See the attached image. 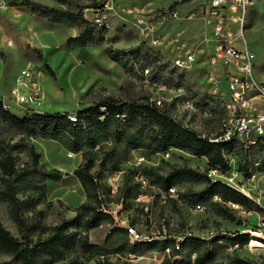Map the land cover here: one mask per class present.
<instances>
[{
	"label": "trees",
	"instance_id": "obj_1",
	"mask_svg": "<svg viewBox=\"0 0 264 264\" xmlns=\"http://www.w3.org/2000/svg\"><path fill=\"white\" fill-rule=\"evenodd\" d=\"M6 1L10 6H26L35 15L44 16L50 22L75 24L78 33L66 40L70 47L104 41L106 29L87 20L83 10L101 6L105 0H94L79 6L71 0H51L54 2L52 5L41 0ZM186 1H176L171 6ZM104 51L126 74L135 69L140 72L147 69L152 75L151 83L181 86V83L169 79L177 67L173 65L170 68L144 42L127 49L105 47ZM148 67L152 68L151 71ZM50 75L53 76L52 71ZM206 97L213 98V95H203L195 104L201 109L207 107L215 112L216 105L208 106ZM178 100V96L170 101L151 99L147 93H133L126 100L108 97L75 111L74 122L67 118L68 112L32 113L29 109L23 118H19L1 107L0 101V119L12 132L11 137L0 136V204L6 209V220L18 234H12L0 219V252L10 256L9 260L0 264H55L65 260L70 253L86 254V262L74 256L64 264H106L111 253L126 255L128 260L129 255H141L149 251L159 255L160 264H264L227 251L230 245L247 242L246 233L240 230L228 234L218 233L212 239H206L176 233L171 229L164 230L159 224L155 235L131 243L127 229L118 225L114 217L103 210L105 208L100 196L103 184L98 181L101 180L100 175H94L91 169L96 165V156L92 155V151L96 146L101 148L104 145L107 147L104 163L110 166V172L119 170L118 165L127 161L130 152L135 149L144 150L148 156L175 148L192 156L204 157L208 166L206 170L192 167L188 159L184 158L179 164L162 161L158 168L143 169V173L150 178L152 186L166 195L170 194L169 188L178 187L175 201L192 208L200 203H209L224 217L227 216V202L251 209L252 200L222 181H211L207 170L217 168L225 172L228 169L225 157L228 149L239 157L238 170L242 174L248 175L251 167L264 172V141L256 143L249 150H244L234 139L214 141L212 139L222 134V128L215 133L203 134L189 126L175 113ZM15 135L20 136L18 141H13ZM34 136L54 139L67 151L80 152L82 157V162L74 168L73 174L80 182L85 201L75 209L72 218L52 226L41 221L43 211L37 207L46 203L47 181H58L61 172L57 168H47L40 161V152L29 141ZM18 154L27 157L20 165L17 163ZM214 196L219 197L223 204L213 203ZM135 222L132 219L129 225ZM103 224L110 226L104 245L91 243L88 231Z\"/></svg>",
	"mask_w": 264,
	"mask_h": 264
},
{
	"label": "rangeland",
	"instance_id": "obj_2",
	"mask_svg": "<svg viewBox=\"0 0 264 264\" xmlns=\"http://www.w3.org/2000/svg\"><path fill=\"white\" fill-rule=\"evenodd\" d=\"M41 1L44 2V0ZM71 1L79 6L94 0ZM148 1H153V6L163 7L151 8L148 4V8L145 9L144 4ZM113 2L117 13L111 15L108 20L110 27L105 32L103 43L88 42L82 47L67 45L68 35L73 32L72 23L52 24L50 22L47 24L48 30H40L42 33L30 31V34H26L23 28L19 29V26L14 22L7 25L2 22L4 18L0 17L1 26H5L8 28L7 30L11 31L18 29L16 32H20L18 35H13V48L0 45V56L5 63L11 66L16 65L18 71L15 77L19 69L28 62H31L42 73L43 104L50 101L54 106H57L46 112H75L108 97L126 100L133 93H147L151 99L166 101L178 96L179 100L176 102L175 110L178 118L203 134L220 131L225 113L219 97L214 92L211 80L223 76L226 70L222 68L219 61L211 60L214 49L212 45L203 41V37L206 35L205 25L200 20L177 19L162 13L166 6L174 3V0H113ZM198 4L183 2L179 4V7L182 13L186 14ZM2 8L6 9L7 6L3 5ZM128 8H131L132 13L127 10ZM85 11H87V15H90L91 8H86ZM137 11H143L142 14L148 19V29L144 32L129 22L133 21ZM125 18L129 21H126ZM42 21L46 24L45 20ZM26 29L28 28L26 27ZM232 30H235V27ZM243 36L248 50L253 55L252 77L257 84L264 86V0H252V4L247 9ZM153 37H158L160 44L149 47L157 52L161 59L169 64L170 68L173 67V59L184 55L187 50L194 54V61L189 67L176 66L177 68L170 74L169 79L181 83L180 87L151 83L152 75H149L147 69L143 72L135 69L126 74L124 69L111 61L104 51L105 47L127 49L140 42H144L148 46L147 43ZM28 38H34L37 42H30ZM235 44L240 47L242 43L237 39ZM151 69L148 67L149 71ZM231 69L233 72H239L235 65H232ZM51 71L53 76L50 75ZM51 86L50 92L47 88ZM203 95H213V98L206 97L205 103H208V106L215 104L217 107L215 112L210 111L207 107L201 109L195 104ZM186 101L192 103L194 108H187ZM24 105L15 108L22 110ZM256 106L259 107L258 104ZM249 110L250 108L247 107L246 112ZM30 112L35 113V110H30ZM0 136L4 138L12 136V132L2 123L1 119ZM19 138V135H15L13 141H18ZM41 139L45 138L34 136L30 137L29 141L36 149L35 140ZM46 148L45 152H48L50 158L67 163L68 168L78 165L76 163L81 156L80 152H78V156L69 157L64 151L53 148L52 144H46ZM106 150L107 147L104 145L101 148L96 146L92 151V155L96 156V165L91 171L94 172V175H100L103 184V190L100 193L102 205L112 213L115 217L114 221L117 219L121 225H129L132 219L135 220L132 227L143 239L155 235L159 224L164 230L171 229L176 233L195 235L206 239H212L218 233L228 234L235 230L244 232V230L254 229L264 232V172L251 169L248 170V175L242 174L238 170L239 157L228 149L225 154L228 169L221 175L220 180L253 201L251 209L227 202L225 206L228 217L219 215L214 206L209 203H200L201 208H196V205L192 208L180 201H175L178 187H174V192L166 195L164 192H159L156 186H152L150 178H147L143 173V169L158 168L162 161L179 164L184 158L188 159L192 167L206 170L208 168L206 158L192 156L175 148L169 149L166 153H155L148 156L144 150L135 149L130 152L127 161L118 165V169L123 170L121 179L112 182L109 177L111 169L108 167L110 166L104 163ZM68 152L72 151L66 153ZM235 152L237 153L238 149ZM17 158L19 165L27 159L23 154H18ZM40 161L43 163L42 155ZM80 162H82V157ZM139 174H142L147 181L145 185L139 183L137 178ZM60 179L56 182L47 181L46 203L37 207L43 211V215L40 217L41 221L48 226L72 218L76 213L75 209L85 201L84 193L80 187H75L68 179L61 182ZM212 201L223 204V201L217 196H214ZM0 219L12 234L18 236L16 229L6 220V209L3 204H0ZM109 229L110 226L107 224L90 229L88 231L89 241L104 245V239ZM71 230L73 231L74 228ZM244 233L248 237L247 242L230 245L227 251L264 263V244L251 248L248 245L250 234ZM179 238L182 237L179 236ZM74 256L81 259L83 263L86 262V254L70 253L65 260L55 264H64ZM128 257L127 260L126 255L111 253L105 263L160 264V257L155 251ZM9 259L10 256L0 252V262ZM91 262L92 260L89 261V263Z\"/></svg>",
	"mask_w": 264,
	"mask_h": 264
},
{
	"label": "built area",
	"instance_id": "obj_3",
	"mask_svg": "<svg viewBox=\"0 0 264 264\" xmlns=\"http://www.w3.org/2000/svg\"><path fill=\"white\" fill-rule=\"evenodd\" d=\"M251 4L252 0H205L186 14L182 13L179 5L171 6L170 4L162 11L172 18L200 20L205 25L206 35H204L203 41L212 45L214 49L211 60L219 61L222 68L226 70L223 76L211 80L214 92L219 97L225 113L222 118V134L212 140L229 141L234 139L244 150H249L251 146L264 141V86L257 84L252 77L253 55L248 50L243 36L247 9ZM84 10L83 14L87 20L106 30L110 27L108 23L110 16L117 13L113 0H105L101 6L91 8L90 15H86ZM127 10L132 13L131 8ZM142 12L137 11L132 22L127 18L125 20L144 32L148 29V19ZM233 27L235 30H232ZM237 39L242 43L240 47L235 44ZM4 42L6 45H13L11 39H5ZM147 44L152 47L159 45L160 41L158 37H153ZM193 61L194 54L187 50L184 55L173 59V65L187 68ZM232 65H235L239 72H233ZM42 77V73L31 62L26 63L15 77V85L11 88L10 95L5 97L2 94L0 100L2 107L10 110L11 107H19L27 102H39L44 94ZM185 106L189 109L194 108L189 101H186ZM247 107L250 108L249 112H246ZM101 109L103 110L104 107ZM67 118L70 121H76V113L68 112ZM67 155L71 157L73 153L68 152ZM251 169L253 168H249V170ZM122 173L121 169L110 172V180L115 182L121 179ZM223 173L217 168L207 170L211 181H221L220 177ZM137 178L142 185L146 184L147 181L142 175H138ZM98 181L101 182V180ZM174 190V187L169 188L170 193ZM201 207L200 204L196 205V208ZM103 210L112 215L110 211ZM115 222L121 225L117 219ZM122 226L127 229L131 243L143 240L132 225Z\"/></svg>",
	"mask_w": 264,
	"mask_h": 264
},
{
	"label": "crops",
	"instance_id": "obj_4",
	"mask_svg": "<svg viewBox=\"0 0 264 264\" xmlns=\"http://www.w3.org/2000/svg\"><path fill=\"white\" fill-rule=\"evenodd\" d=\"M176 1H180V0H174V2ZM199 1V2H198ZM201 1H205V0H188L184 3L186 4H193V3H200ZM45 4L48 5H52L54 4L53 1L51 0H44ZM43 2V3H44ZM153 1H148L146 2V4H144V8H148V6H150L151 8H157V7H163V6H153ZM131 4H134L133 2H131ZM149 4V5H148ZM5 5L7 6L6 9H3L2 6ZM139 5V4H137ZM148 5V6H147ZM126 6V5H124ZM127 7V6H126ZM167 7V6H166ZM17 10V11H14ZM86 15H87V11H86ZM0 17L4 18L2 19V22L7 25H11V22H14V24H17L20 28H23V30L25 31L26 34H30V31H38L41 32L40 30H48V26L47 24L50 23V21H48L44 16H38L35 15L28 7L26 6H10L7 5V1L6 0H0ZM11 21H9V20ZM46 21V24H44V21ZM55 22H52V24ZM73 26L71 27L73 32L68 35L69 36H75L78 33V27L75 24H72ZM26 27L28 29H26ZM10 28V27H9ZM8 28H6L5 26H1L0 24V45H4L6 48H13L14 47V39H13V35L16 34L18 35L20 32H16V30L18 31V29H15V31H11L10 29L7 30ZM11 33V34H9ZM42 33V32H41ZM5 39H11L13 41V45L9 46L6 45L4 40ZM29 39V38H28ZM30 42H37L34 38L29 39ZM41 48V47H40ZM20 70V69H19ZM17 67L16 65L11 66L8 63L4 62V59L1 58L0 56V100L2 98V94H4L5 97L10 95V90L11 88L15 85V75L17 73ZM49 84V83H46ZM47 88V87H46ZM48 90H52V86L47 88ZM5 100L7 101V99L5 98ZM36 103H30L27 102L24 105V109L27 110H35V112L37 113H42V112H46V111H50L52 108H45V105L42 103L40 106L35 105ZM57 107V106H55ZM24 109L22 110H18L15 107H11L10 108V112H12L13 114L17 115L19 118H23L24 117ZM50 109V110H49ZM19 111V112H18ZM35 146H36V150L40 152V154L42 155L43 158V163L47 168H57L59 171H61L62 177L60 179L61 181H64L65 179H68L69 181H71V183L76 187H81L80 182L78 180V178L73 174V170L76 167V165L73 168H68L67 167V163H63L60 160H53L52 158H50L48 156V152L46 151V144H52L53 148H57L58 150H62L65 152V154L67 155V150L65 148H63L61 146V144L51 138H45V139H41V140H35ZM38 145V146H37ZM46 148V149H45ZM78 156V153H73V156ZM68 157V156H67ZM80 158L77 161L76 164H79L80 162ZM52 181V180H50ZM52 182H56V181H52ZM83 192V189H82ZM84 193V192H83ZM85 196V194H84Z\"/></svg>",
	"mask_w": 264,
	"mask_h": 264
},
{
	"label": "bare ground",
	"instance_id": "obj_5",
	"mask_svg": "<svg viewBox=\"0 0 264 264\" xmlns=\"http://www.w3.org/2000/svg\"><path fill=\"white\" fill-rule=\"evenodd\" d=\"M241 57H243V56H241ZM43 98H44V94H43L42 99L39 102H37L35 105L40 106L43 103ZM44 105H45V108L55 107L54 104L52 102H50V101L47 104H44ZM244 232H247V233L250 234V242H249L248 245L251 248L259 247V246H262L264 244V232L258 231V230H254V229L253 230H244Z\"/></svg>",
	"mask_w": 264,
	"mask_h": 264
}]
</instances>
